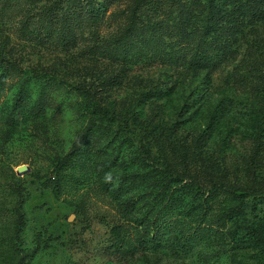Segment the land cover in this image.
Wrapping results in <instances>:
<instances>
[{"label":"rangeland","instance_id":"obj_1","mask_svg":"<svg viewBox=\"0 0 264 264\" xmlns=\"http://www.w3.org/2000/svg\"><path fill=\"white\" fill-rule=\"evenodd\" d=\"M59 1L0 0V264H264V3L121 44L127 0Z\"/></svg>","mask_w":264,"mask_h":264},{"label":"trees","instance_id":"obj_2","mask_svg":"<svg viewBox=\"0 0 264 264\" xmlns=\"http://www.w3.org/2000/svg\"><path fill=\"white\" fill-rule=\"evenodd\" d=\"M63 0L59 1L62 3ZM115 0H66V11L71 13V17L66 16L64 18L67 21V24H70L72 20L79 21V24L86 25V18L95 15L108 7L110 3ZM187 0H127V6L124 10L125 20L124 25L125 28L122 30V33L119 36V43H135L139 37H146L148 35V31L145 30V27L150 28L151 30H156L154 25H151V22L154 20H167V18L171 17L174 13V9L188 11L192 7H189ZM246 5V10L251 15H256L259 4L264 3V0H244ZM209 12L211 16L207 17V26L205 30H209L216 26V19L217 16H220L217 13V9L221 2L219 0H209L208 1ZM57 11L53 9V6H50L45 15L41 20H45L46 17H53L54 15L57 16ZM186 13V12H185ZM147 18V21H144V18ZM152 26V27H150ZM209 28V29H208ZM208 32V31H207ZM206 32V33H207ZM203 58V56L201 57ZM24 96L19 95L15 101L13 102V108L19 107L20 103L23 102ZM47 107V97L44 91L39 94L34 106L31 108V111L34 114L44 113ZM223 188L225 191L228 192H235L240 194V191H243V188L240 187H231L228 185H216L214 190L219 188ZM252 192V191H250ZM20 206L22 207L21 203ZM21 212V213H20ZM26 226L25 217H23V212L20 209L19 211V218H18V225L17 231L18 233L23 232ZM157 234V233H156ZM155 234V236H156ZM154 235L150 236L151 239H145L142 236L141 244L145 247H148L149 244H160V241ZM157 246V245H154ZM32 254L26 256H31Z\"/></svg>","mask_w":264,"mask_h":264},{"label":"water","instance_id":"obj_3","mask_svg":"<svg viewBox=\"0 0 264 264\" xmlns=\"http://www.w3.org/2000/svg\"><path fill=\"white\" fill-rule=\"evenodd\" d=\"M26 171H28V167L25 166V165H22V166H20V167L18 168V173H19V174H22V173H24V172H26ZM74 217H75V215H74V214H71V215L69 216V218H68V221H73V220H74Z\"/></svg>","mask_w":264,"mask_h":264}]
</instances>
